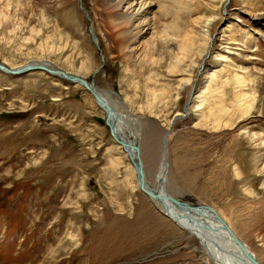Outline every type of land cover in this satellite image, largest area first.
Returning a JSON list of instances; mask_svg holds the SVG:
<instances>
[{
	"label": "rangeland",
	"instance_id": "374dc122",
	"mask_svg": "<svg viewBox=\"0 0 264 264\" xmlns=\"http://www.w3.org/2000/svg\"><path fill=\"white\" fill-rule=\"evenodd\" d=\"M157 1L153 36L176 38L179 1L196 0ZM206 1L209 8L193 17L217 15L214 45L205 68L188 72L184 86L185 74L171 60L142 69L126 58L121 42L132 34L111 23L110 0H83L86 11L81 0H19L21 12L12 9L11 21L0 25V62L19 67L43 60L94 79L139 144L141 160L152 164L154 188L168 132L165 192L218 211L264 264V107L258 106L261 114L241 111L228 81L212 98L215 113L222 107L218 117L193 106L168 129L202 88L210 92L214 72L221 79L219 54H230L251 75L240 102L264 105V22L247 4L256 0ZM182 16L186 27L189 15ZM229 23L239 38L250 33L247 47L229 39ZM135 172L88 89L43 70H0V264H214L200 242L140 190Z\"/></svg>",
	"mask_w": 264,
	"mask_h": 264
},
{
	"label": "bare ground",
	"instance_id": "6f19581e",
	"mask_svg": "<svg viewBox=\"0 0 264 264\" xmlns=\"http://www.w3.org/2000/svg\"><path fill=\"white\" fill-rule=\"evenodd\" d=\"M196 3L197 5L185 6L182 4L181 1H179L176 10L178 19L175 18L174 24L172 25V28L178 33L176 35L177 37L175 38L170 33H166L167 38H164L162 41L160 40V38L153 36L154 28L152 21L154 20L155 15H152V17L150 15L154 13V10L156 8H160L162 6L161 2L159 3L157 0H110V4L111 6H113L112 8L114 10L113 16L111 17L113 19L112 21L110 20L111 23L115 25L116 28L120 26H124L125 31L132 34L129 40L125 42H121V49L123 50V53L126 55V58L131 63L133 62V66L135 65L134 67L142 68V69L145 67H149V68H155L158 66L161 67L163 65H166L168 60H171L172 64L170 65L172 67H178L185 74V77L182 78L181 86H184L191 81V75L188 72H191L197 65L205 68L206 58L210 56L211 48L214 45L213 42L214 35L212 33L211 26L215 21L217 15L214 14L208 15L203 12L204 13L203 16L193 17L194 12L201 13L203 11V8H209L206 0H196ZM247 4L251 7L250 9L253 10L252 12L258 13V15L260 16V21L264 22V0H256L253 3H247ZM23 6L24 5L21 4L19 0H0V25L6 24L7 22L11 21L9 19L13 15L12 9H16L17 11L19 9V11L21 12L22 10L21 8H23ZM17 11L14 12V15L17 13ZM185 12L188 13L189 20L187 21L186 27H183L181 24V22L183 21L182 19H184L182 14ZM92 22L94 24L95 21L92 19ZM189 24H192L191 28H188ZM230 26L231 24L229 23V27ZM231 28H232L231 35L229 39H231L232 41H240L247 47L248 42L251 40L250 33L248 32L245 34V36L239 38V36L241 35L240 30L238 29L234 30L233 26H231ZM91 29L92 32L94 33L95 27L93 28L92 26ZM120 35H122V33H120ZM173 37L174 39H172ZM61 50L62 48L60 46H51L52 52H60ZM166 51H171V55L169 56L166 55L165 53ZM218 57L223 58L222 60L224 61L223 62L224 68L222 70L223 75H220L221 79H219V75L216 72H214L212 75L214 87L210 90V92L208 93L207 87L202 88V90H200L198 95L193 96L191 105L186 106L184 110L185 113L177 112V114L174 115V117H172V119L169 122L168 129L172 125L171 123L173 119H174L173 120V125H174L177 122V119L186 118L191 110L190 107L193 106L207 108V109L204 108L203 109L208 112L209 114L208 117L211 116L218 117L221 113L222 107L219 109L217 113H215L214 105H212V100H213L212 98H217L216 93L217 92L221 93L220 89H224L228 81L235 85L234 94L236 100H238L237 101L238 108L240 110L242 109L241 111L251 115H255L256 113H260V114L263 113V109L258 110V106L260 108L264 107V105L261 103H259L256 106H252L249 104V101L240 102L241 100H243L242 98L247 95L246 87L250 85V82L252 81L251 75L249 74V72H247V69L244 68L242 65L235 63L236 61L228 53L219 54ZM198 58L200 60L199 64L197 63ZM40 63H44L50 68L64 70L65 72H68L70 74H74L78 77H82L81 75L71 73L59 66L54 65L52 62L48 63L43 60L30 61L29 63L19 67H9L5 64L4 65L10 69L16 70V69L24 68L28 65H38ZM38 70L42 71L40 69H32L29 71H38ZM1 71L5 72L3 70ZM5 73L12 75H19L8 72ZM51 75H55V74H51ZM57 76L63 78L60 75ZM76 83L82 85L78 82ZM89 83L93 84L99 95H101L103 99H106L108 103L111 105L112 121L114 118L117 119L118 118L117 113L108 96L103 91L99 90L96 87V85L94 84L95 81L94 82L91 81ZM82 86L85 87L84 85ZM180 89L181 88H179V91ZM88 91L90 90L88 89ZM90 93L92 94L91 91ZM94 99L97 105L102 109V111H104V114H106V109L104 108V106L100 104L95 97ZM116 129L120 136L125 137L128 141H132L133 143H135V145H139L136 144V142L133 141L125 133L124 129L120 126L118 119L116 120ZM249 139L251 138L248 137L247 140ZM251 142L256 143L257 140H251ZM137 143L140 142L137 141ZM121 147L125 151V148L122 145ZM125 153L129 157L127 151H125ZM130 153L135 161L139 162L138 160L139 158L141 160V150L139 155L133 149H131ZM152 154L153 153L151 151V155ZM149 155H150V150H149ZM254 156L259 157L257 155ZM151 157L152 156H150V158ZM255 157H253L254 160L252 162H254L257 159ZM130 162L133 165L131 160ZM141 163L144 171V180L147 184L146 188L147 189L152 188L149 185V181H148L149 178L151 177L150 175L153 173V168L151 167L152 164L149 161L147 166V164H145L142 160ZM163 166L164 163L162 158L159 169H157V172H155L153 176L154 182L155 180L157 182L155 189L160 185ZM133 167L135 168L134 165ZM135 175L137 178L136 172ZM137 184L139 186L138 178H137ZM141 191L145 193L143 190ZM146 195H148V193ZM155 203H157V205L159 206L161 204L162 206L160 207L162 208L163 212L166 215H168L170 218L176 221L182 228L186 229V231L189 232V234L192 237H194L200 242L201 246L204 248L206 253H208L214 264H253L252 262L249 261L248 258H246L243 255L240 246L236 244L231 234L233 229L225 221V219L218 213V211L216 210L211 211L210 209L204 206L196 207L197 208L196 210H192L188 207L180 208L169 200L166 201L167 207L165 206V204H162L158 201H156ZM245 246L248 248L249 252L256 257L255 253L250 249V247L247 244H245Z\"/></svg>",
	"mask_w": 264,
	"mask_h": 264
},
{
	"label": "water",
	"instance_id": "95a60500",
	"mask_svg": "<svg viewBox=\"0 0 264 264\" xmlns=\"http://www.w3.org/2000/svg\"><path fill=\"white\" fill-rule=\"evenodd\" d=\"M84 3L81 1L80 2V5L82 7V9L85 10V7L83 5ZM86 11V10H85ZM87 17L91 20L92 22V19L90 17V15L87 13L86 14ZM93 24V22H92ZM92 36H93V40H94V43L96 45H98V39L95 35V33H92ZM104 57V56H103ZM0 69L5 71V72H8V73H15V74H22L24 72H27L29 70H32V69H40V70H44L48 73H51V74H55V75H60L62 76L65 80L67 81H70L72 83H80L82 85H84L86 88H88L92 94L94 95V97L97 99V101L102 104L104 106V108L106 109V124L109 126L110 128V132H111V135L113 136V138H115V140L121 144L124 148H125V151H127V153L129 154V158L130 160L132 161L133 165L135 166L136 168V173H137V178H138V181H139V187L141 190H143L146 194L148 193V195L162 203V204H165L166 206V201L169 200L171 201L172 203H174L176 206L178 207H188L192 210H196L197 208L196 207H199V205H194L188 201H183L175 196H172L170 195L168 192H165L164 191V186H165V183L168 181V172H169V161H168V141H167V135H168V132H166L164 134V146H163V152H162V158H163V163H164V166H163V170H162V177H161V181H160V185L157 187V189H155L154 187L152 188H149L147 189V184L144 180V171H143V167H142V163H141V160L140 158L138 159V161H135L130 153L131 149L135 150V152L138 153V155L140 154V146L139 145H135V143H133L132 141H128L125 137L123 136H120L117 129H116V118L113 119L112 121V107L111 105L108 103V101L106 99H103V97H101V95H99V93L96 91L95 87L93 84L89 83L87 80H85L84 78L82 77H78L74 74H70L68 72H65L64 70H60V69H54V68H50L48 67L47 65H45L44 63H40L38 65H28L24 68H21V69H16V70H13V69H10L8 67H6L3 63L0 62ZM92 82H94V79L91 80ZM178 120V119H177ZM163 188V189H162ZM167 207V206H166ZM208 209H210L211 211H214V209L210 206H206ZM236 244L238 246H240L241 248V251L243 253V255L249 259L250 262H252L253 264H260V262L258 261V259L252 255V253L249 252L248 248L245 246L244 242L232 231L231 232Z\"/></svg>",
	"mask_w": 264,
	"mask_h": 264
}]
</instances>
